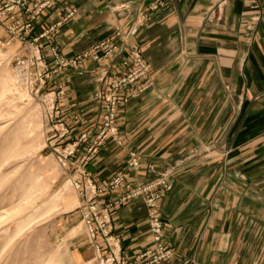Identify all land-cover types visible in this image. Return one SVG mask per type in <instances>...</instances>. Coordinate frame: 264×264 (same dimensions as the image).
Masks as SVG:
<instances>
[{"label": "crops", "instance_id": "obj_1", "mask_svg": "<svg viewBox=\"0 0 264 264\" xmlns=\"http://www.w3.org/2000/svg\"><path fill=\"white\" fill-rule=\"evenodd\" d=\"M152 1L58 0L33 33L76 10L54 43L68 60L118 31L130 35L128 44L116 42V58L88 60L52 83L65 87V115L79 119L71 141L87 130L97 135L102 96L128 72L129 48H140L151 70L150 88L121 105L119 141L85 163L89 144L81 145L66 177L83 186V170L102 185L123 173L141 185L175 171L160 211V244L174 258L162 264H264V11L259 0H169L140 25ZM21 52L17 42L10 47ZM132 153L142 159L140 170L129 167ZM57 221L67 234L84 225L79 206ZM113 228L131 263L157 247L142 202L120 207ZM70 244L76 262L96 264L100 252L86 231Z\"/></svg>", "mask_w": 264, "mask_h": 264}, {"label": "rangeland", "instance_id": "obj_2", "mask_svg": "<svg viewBox=\"0 0 264 264\" xmlns=\"http://www.w3.org/2000/svg\"><path fill=\"white\" fill-rule=\"evenodd\" d=\"M4 1L1 0L0 6ZM37 27L31 33H11V23L0 20V31L7 35L5 40L0 38V264H80L74 259L70 247L72 239L86 231L95 248L101 241L98 239L96 243L89 237L85 224L68 234L59 226L57 220L76 213L78 206L83 222L82 213L86 205L85 200L80 203L78 195L81 194L74 175L66 177L65 174L77 153L63 166L57 150L63 153L67 144L79 142L81 135L88 132L90 139L80 143L79 150L81 145L91 143L97 135L92 137L87 130L79 139L70 140L79 119L65 115L60 102L65 93L57 98L56 104L62 108L69 134L63 139L60 137V123L53 121L47 100L59 86L64 87L53 86L52 83L67 69L54 73L51 53H46V48H52L51 44H40L48 71L45 73L34 61L31 67L23 68V72L29 71L28 76L19 80V60H35L34 48L29 49L23 42L34 44L41 35V32L33 35ZM15 42L22 46V52L13 55L10 47ZM88 60L92 59L83 60L72 68L76 69ZM47 74L49 78L44 77ZM65 186L72 188L68 191L71 195L62 198ZM59 198V202L52 201ZM105 255L99 254L96 264H100L101 256Z\"/></svg>", "mask_w": 264, "mask_h": 264}, {"label": "built area", "instance_id": "obj_3", "mask_svg": "<svg viewBox=\"0 0 264 264\" xmlns=\"http://www.w3.org/2000/svg\"><path fill=\"white\" fill-rule=\"evenodd\" d=\"M56 1L58 0H5L0 6V20L11 23V33H31L42 21L46 11L50 10ZM168 1L153 0L142 15L139 24L144 25L152 21L154 14L163 9ZM259 2L264 11V0H259ZM76 16L77 11L74 10L65 19L49 24L41 31L39 38L34 40V44L23 42L28 45L29 49L34 48L33 51L36 55L33 61L32 59L29 62L19 60L20 73L18 78L20 81L24 80L29 72H23V68L31 67L34 61H36V66H39L45 73L48 71L45 57L41 54L40 44L42 42L52 45L50 53L55 68L54 73L76 67L81 61L87 59L99 63L114 59L122 50V45H117L116 42L121 40L122 44H128L130 35L118 31L78 58L71 60L63 58L57 47L53 45L56 38L61 34L64 25ZM35 44H39V46ZM122 63L129 70L121 77L114 79L106 88L102 97L103 116L101 127L96 138L87 146L82 163L91 161L98 156L107 142L111 140L119 141L118 122L121 105L138 97L142 92L148 90L152 84L150 81V66L140 48H129L128 60H124ZM43 75L44 73H42V77ZM48 75L44 77L49 78ZM45 83L46 81L43 80V84ZM65 93L64 87L59 86L58 91L53 93L47 100V106L51 110L53 121L58 120L60 123V137L62 139L69 134V130L67 122L63 120L62 108L57 106L56 102L57 98L63 97ZM89 139L90 134L85 132L81 135L79 142L67 144L63 153L57 150V153L61 156L60 163L66 166L67 160L77 153L80 143L88 142ZM129 167L134 171L142 168V159L137 153L131 154ZM149 169L153 170L154 168L150 166ZM81 174L84 177V184L82 186L76 183V186L78 191L81 192L86 205L82 213L83 222L88 230L89 237L93 241L99 239L107 250L106 255L101 256L100 264H162L174 258V252L160 244L164 233L160 211L162 202L174 190L173 178L176 175L175 171L162 173L152 181L141 185L132 184L128 180V176L123 173L116 175L102 185L95 183L85 171L82 170ZM136 202H142L147 209L150 230L158 244L156 248L148 249L142 254L137 259V263H131L124 257L121 239L114 233L113 216L120 207ZM96 249L101 254L100 245H97ZM186 264L196 263L187 262Z\"/></svg>", "mask_w": 264, "mask_h": 264}, {"label": "bare ground", "instance_id": "obj_4", "mask_svg": "<svg viewBox=\"0 0 264 264\" xmlns=\"http://www.w3.org/2000/svg\"><path fill=\"white\" fill-rule=\"evenodd\" d=\"M74 187H75V185H74ZM71 189H72L71 187L65 186L64 189H62V195H61V197L63 198V197H65V196H69V195H71V194H69V192H68V191H70ZM67 192H68V194H67ZM52 201H53V202H59V201H60V198H59V199L52 200Z\"/></svg>", "mask_w": 264, "mask_h": 264}]
</instances>
